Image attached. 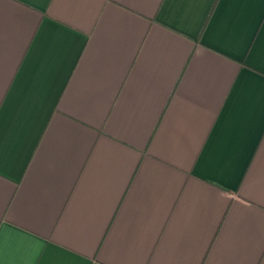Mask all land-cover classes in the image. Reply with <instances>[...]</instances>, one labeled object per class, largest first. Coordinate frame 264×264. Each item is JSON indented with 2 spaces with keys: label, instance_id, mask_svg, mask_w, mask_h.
I'll return each mask as SVG.
<instances>
[{
  "label": "crops",
  "instance_id": "0c3cea01",
  "mask_svg": "<svg viewBox=\"0 0 264 264\" xmlns=\"http://www.w3.org/2000/svg\"><path fill=\"white\" fill-rule=\"evenodd\" d=\"M0 264H264V0H0Z\"/></svg>",
  "mask_w": 264,
  "mask_h": 264
}]
</instances>
